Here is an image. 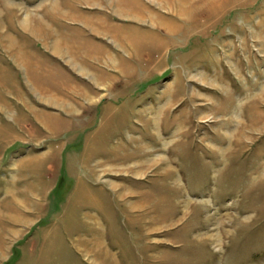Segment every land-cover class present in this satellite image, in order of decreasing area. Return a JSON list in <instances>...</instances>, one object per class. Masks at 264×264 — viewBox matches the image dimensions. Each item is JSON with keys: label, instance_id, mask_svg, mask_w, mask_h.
I'll return each instance as SVG.
<instances>
[{"label": "rangeland", "instance_id": "rangeland-1", "mask_svg": "<svg viewBox=\"0 0 264 264\" xmlns=\"http://www.w3.org/2000/svg\"><path fill=\"white\" fill-rule=\"evenodd\" d=\"M0 264H264V0H0Z\"/></svg>", "mask_w": 264, "mask_h": 264}, {"label": "crops", "instance_id": "crops-1", "mask_svg": "<svg viewBox=\"0 0 264 264\" xmlns=\"http://www.w3.org/2000/svg\"><path fill=\"white\" fill-rule=\"evenodd\" d=\"M42 127V126H41Z\"/></svg>", "mask_w": 264, "mask_h": 264}]
</instances>
